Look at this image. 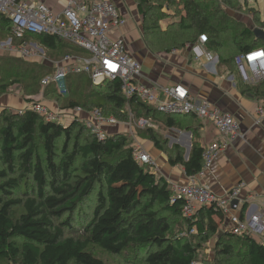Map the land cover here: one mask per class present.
Wrapping results in <instances>:
<instances>
[{
  "label": "trees",
  "instance_id": "trees-1",
  "mask_svg": "<svg viewBox=\"0 0 264 264\" xmlns=\"http://www.w3.org/2000/svg\"><path fill=\"white\" fill-rule=\"evenodd\" d=\"M162 1L181 6L178 21L165 30L158 16H173L163 12L164 5L137 0L149 50L171 53L188 43L196 45L199 37L206 35L205 49L218 58V67L235 76L243 94L264 104V81L250 86L237 72V56L264 49V40L258 39L254 30L242 29V22L230 16L229 9H242H237V0ZM258 21V29L264 30V21ZM0 22L2 33L9 37L11 22L1 14ZM26 39L36 40L54 62L86 53L54 35H28ZM9 55L0 54V97L17 91L24 93L28 104L38 101L34 97L39 95L41 81L53 69ZM83 85L90 91L82 100L78 94ZM68 87L70 96L63 109H99L120 121L128 120L131 110L135 118L162 127L161 132L147 127L141 134L168 155L171 166L183 167L188 177L201 171L204 148L195 142L186 160L181 148H169L163 132L186 129L187 124L193 127L200 122L196 114L167 115L138 99L128 100L120 80L98 87L86 74L71 75ZM47 90L58 96L52 86ZM171 198L169 181L134 158L127 135L100 141L79 121L63 126L29 110L19 114L4 109L0 113V264H108L93 248L119 257L124 264H194L212 238H216L215 259L206 264H264L263 240L248 233L239 236L221 231L225 217L214 206L201 209L188 220L183 217L184 200L172 203ZM87 204L89 213L84 210ZM176 219L186 224L178 232L173 224ZM194 227L196 234L182 237Z\"/></svg>",
  "mask_w": 264,
  "mask_h": 264
},
{
  "label": "built area",
  "instance_id": "built-area-1",
  "mask_svg": "<svg viewBox=\"0 0 264 264\" xmlns=\"http://www.w3.org/2000/svg\"><path fill=\"white\" fill-rule=\"evenodd\" d=\"M66 2L63 10L55 12L42 0H0V14L11 22L10 36L1 44L3 53L48 65L45 50L37 41L26 39L28 35L48 34L58 36L90 54L68 55L64 60L54 62L51 66L53 73L41 81L42 91L52 86L61 96H69L68 79L71 75L86 74L98 87L120 80L123 95L128 100L138 99L167 115L196 114L206 125H214L225 140L244 137L233 115L222 112L208 100H196L185 85L161 86L146 79L142 63L131 54L128 41L122 34L128 20L113 1ZM207 42L208 37L201 35L194 50L198 56H204L214 63L218 58L205 49ZM235 64L243 83L257 86L264 81V49L240 54ZM28 110L41 115L48 122L63 126L74 121L82 122L100 141L111 136L113 128L119 126L134 125L138 129L153 126L149 119L136 120L131 110L126 122L107 117L99 109L87 111L82 107H74L54 110L40 101L29 103L27 109L18 112L23 114ZM256 123L264 124V106L257 110ZM223 143L214 142L204 147L203 167L197 176L190 177L188 184L170 183L171 202L184 200L183 217L188 220H193L201 209L214 206L228 219V228L225 230L239 236L248 233L264 241V211L251 204V197H243L245 183L234 187L224 196H218L207 185L197 181L198 177H203L212 168L215 159L227 146ZM133 149L134 158L140 164H147L159 172L156 161L138 141ZM262 200L264 205V196ZM235 201L239 204L233 209ZM232 210H240L241 215L229 216ZM196 232L194 227L182 233V237Z\"/></svg>",
  "mask_w": 264,
  "mask_h": 264
},
{
  "label": "crops",
  "instance_id": "crops-1",
  "mask_svg": "<svg viewBox=\"0 0 264 264\" xmlns=\"http://www.w3.org/2000/svg\"><path fill=\"white\" fill-rule=\"evenodd\" d=\"M42 1L55 12H60L67 5L66 0ZM111 1L128 20L122 34L129 41L131 54L142 63L146 79L161 86L185 85L196 100H208L222 112L233 115L244 136L225 140L219 135L214 125H206L200 119V122L193 124V127H191L192 124H187L186 129H167L165 138L170 140L169 148L178 146L184 151L187 160L195 142L203 148L214 142H224L223 144L227 146L215 159L212 168L203 177H198L197 181L207 185L218 196H224L234 187L245 183L243 197H251V204L264 211L262 200L264 196V124L256 123L257 110L264 106L263 102L255 99L251 94H243L237 86L235 76L225 68L218 67V61L210 63L206 57L198 56L194 50L195 45L171 53H152L148 45L142 41L143 17L139 14L138 8L130 13L123 7V0ZM126 3L130 5L131 1L126 0ZM1 108L18 112L27 109L28 103L18 95L8 94L0 97ZM123 128L126 129L123 126L113 128V132L121 134ZM116 129L121 132H116ZM139 142L156 161L159 172L162 171L161 175L169 183L186 185L191 181L183 167L171 166L168 155L157 149L151 141L141 139ZM240 213V210H232L229 216L241 215ZM226 225L228 226L227 218L221 225V231H227Z\"/></svg>",
  "mask_w": 264,
  "mask_h": 264
},
{
  "label": "rangeland",
  "instance_id": "rangeland-1",
  "mask_svg": "<svg viewBox=\"0 0 264 264\" xmlns=\"http://www.w3.org/2000/svg\"><path fill=\"white\" fill-rule=\"evenodd\" d=\"M131 3L130 5H128L126 3V0H123L122 2V5L123 7L128 11V12H135V10L138 8V2L137 0H130ZM151 2H154L156 4H163L164 5V13L167 14V15H170V16H173L171 18H163L161 16H158L159 17V23L161 24L160 26L165 30L167 28V26L172 23V22H176L178 21V17L176 16L178 11H179V8L181 10V6L177 5V6H171L167 3H164V1L162 0H151ZM237 9H238V6H240L242 9L239 11V10H232V9H229L228 12L230 14L231 17H233V19H235L236 21H240L242 22L243 24V28H250L251 30H255V29H258V28H261V23H259V19H260V22L264 21V0H237ZM161 13H162V10H161ZM144 28V23L142 22V30ZM2 30H3V24L0 22V48H1V44L3 41L6 40V38L8 37V35H5L2 33ZM36 42V40H34ZM142 41L147 44L145 42V39H144V36L142 37ZM129 42V41H128ZM189 46H192L190 45V43H188ZM174 50V49H173ZM0 54L3 55V57H11L9 55V53H3L0 49ZM84 55L86 56V53H84ZM88 56H90V54L88 53L87 54ZM46 58H47V61H48V66L51 67L52 64L54 63V61H52L53 59H50L47 57V54H46ZM217 58V57H216ZM50 59V60H49ZM53 69V68H52ZM238 84V83H237ZM77 85V83L74 84V87ZM238 86V85H237ZM239 88V86H238ZM53 89H55V87H53ZM69 89V87H68ZM76 89V87H75ZM240 89V88H239ZM56 90V89H55ZM53 90V91H55ZM241 90V89H240ZM48 91L47 89H45L44 91H42V88H40V91H39V95H35L34 99L40 101V102H46L45 104L47 106H51L53 107L54 110H62L63 108H65L68 104V101L67 99H69L68 97L70 96H67V97H63L61 96L57 91H56V94L59 96H51L48 94ZM77 91V90H76ZM90 91V89L88 87H86L85 85H83L81 88H80V91H79V99L81 98L82 100L86 98V96L84 95L86 92L88 93ZM242 91V90H241ZM44 92V97L41 96V93L43 94ZM23 93V92H22ZM20 93V92H17V91H13L11 92L10 94H13V95H18L20 98L23 99V94ZM70 94V92H69ZM24 100V99H23ZM50 107V108H51ZM4 110V108L0 109V113ZM139 118H136V120H138ZM128 121V120H126ZM124 121V122H126ZM123 127H126V129L123 128V131L121 132L120 130L116 129L115 131L116 132H121L122 135H127L131 141V146L133 147L135 145V142L141 139L142 138V132H145V129H138L136 128L134 125L132 127L130 126H123ZM161 129L157 128L160 132L162 130V127H160ZM164 133V136L167 134V130H164L163 131ZM118 133H111V136L113 135H116ZM135 137V138H134ZM169 142V138H166ZM144 140V139H143ZM145 141H148L145 139ZM141 142H139L140 144ZM144 145H146L144 142H143ZM141 145V144H140ZM169 146V145H168ZM167 148V147H166ZM168 149V148H167ZM161 169V168H160ZM162 173V171H160ZM160 172H157L159 175H161ZM84 210H86L88 213L90 212V207L89 205L87 204L84 208ZM16 212H18V214L21 213L20 210H17ZM173 224L175 226V228H177L176 232H178L180 229L179 228H184L186 227L185 225V222L183 220H180V219H176V220H173ZM76 230H80L81 227H77L75 226ZM228 228V226L226 225V229ZM195 241H198L197 239H195ZM215 244H216V238H212L207 244H204L202 247V250L200 251V255H199V258H198V264H206L207 262H214V259H215V253H214V247H215ZM93 252L95 253V255L99 258H101L102 260H104L106 263L108 264H124L123 261L119 258V257H114V256H111L109 254H106L104 253L102 250L98 249V248H93Z\"/></svg>",
  "mask_w": 264,
  "mask_h": 264
},
{
  "label": "water",
  "instance_id": "water-1",
  "mask_svg": "<svg viewBox=\"0 0 264 264\" xmlns=\"http://www.w3.org/2000/svg\"><path fill=\"white\" fill-rule=\"evenodd\" d=\"M254 33H255V35H256V37L258 39L264 40V30H262V29H255L254 30ZM238 204H239V202L238 201H235V202H233L232 206L233 207H236Z\"/></svg>",
  "mask_w": 264,
  "mask_h": 264
}]
</instances>
